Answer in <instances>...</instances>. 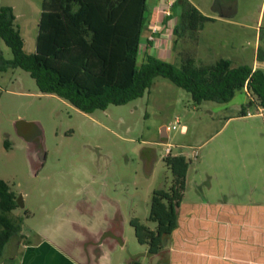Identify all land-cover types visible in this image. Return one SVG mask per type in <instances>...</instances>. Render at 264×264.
<instances>
[{
	"label": "rangeland",
	"instance_id": "1",
	"mask_svg": "<svg viewBox=\"0 0 264 264\" xmlns=\"http://www.w3.org/2000/svg\"><path fill=\"white\" fill-rule=\"evenodd\" d=\"M188 1L212 12L213 0ZM41 2L0 0V6H13L18 25L22 17L37 20ZM147 2L150 5L151 0ZM259 2L239 0V15L248 8L253 11ZM237 28L221 22L206 25L199 49L208 48L211 53L204 65L234 52L225 45V39L238 44ZM37 29V25H31L24 31L26 51L30 46L35 49ZM243 34L252 41L254 30L247 29ZM230 35L234 38L229 39ZM244 45L247 54L243 60L250 65L252 44ZM199 49L196 32L175 37L172 62L179 65L191 56L199 65ZM0 53L6 59L12 57L1 40ZM247 98L245 92L237 91L228 102L203 101L196 105L189 92L156 76L141 97L86 113L55 94L40 92L34 78L22 68L0 71V178L23 197V207L10 213L24 216L23 231L56 228L72 243L83 233H113L111 240L124 244L116 250L113 264L127 255L142 264H153L147 244L137 241L130 220L136 217L152 229L156 226L148 219L152 192L167 189L172 180L164 161L166 144L171 145V153L187 155L191 151L204 154L211 147L225 144L241 126V122L225 121L238 113L233 105H241ZM172 125L176 128L170 129ZM162 126H169L166 137L161 136ZM30 239H34V233Z\"/></svg>",
	"mask_w": 264,
	"mask_h": 264
},
{
	"label": "trees",
	"instance_id": "2",
	"mask_svg": "<svg viewBox=\"0 0 264 264\" xmlns=\"http://www.w3.org/2000/svg\"><path fill=\"white\" fill-rule=\"evenodd\" d=\"M148 11L147 0H42L35 50L28 53L12 7L0 6V40L12 53L9 59L0 53V71L22 68L34 78L40 92L55 94L86 113L141 97L156 76L189 92L196 105L203 101L228 102L246 88L252 99L264 107L262 68L232 66L227 58L197 65L193 57L187 56L176 65L147 54L140 61ZM171 17H176V37L194 34L211 20L188 0L173 1L167 18ZM258 59L264 60L260 55ZM164 161L172 180L167 189L152 192L148 219L156 223L155 228L136 217L130 220L137 241L147 244L149 254L162 249L164 237L175 227L176 207L183 196L190 160L183 154L169 153ZM21 207L22 195L0 178V261L7 244L24 237V216L10 213Z\"/></svg>",
	"mask_w": 264,
	"mask_h": 264
},
{
	"label": "crops",
	"instance_id": "3",
	"mask_svg": "<svg viewBox=\"0 0 264 264\" xmlns=\"http://www.w3.org/2000/svg\"><path fill=\"white\" fill-rule=\"evenodd\" d=\"M166 1L175 0H151L148 5V22L141 36L140 61L147 54L170 62L174 59L172 47L176 36L173 26L176 17L167 18L163 14ZM192 5L211 19L196 32L197 49L207 24L221 22L222 25L235 26L239 30L235 36L239 43L225 39V45L234 49L231 54H226V58L232 66L249 65L243 60L247 54L244 43H251L253 57L249 66L264 69V60L258 59V55L264 59V0L255 4L253 11L248 8L240 15L239 0H213L211 13L201 10L197 4ZM38 21L39 18L22 17L19 22L24 46V31H29L31 25L36 26ZM153 24L157 25L155 40L146 41ZM247 29L254 30L252 41L243 34ZM233 36L230 35L229 39ZM34 50L30 46L29 51H25L31 53ZM199 50L202 53L196 62L204 65L203 61L211 49ZM240 91L245 92L248 98L241 105H233L232 109L238 113L225 121V124L241 122V126L234 129L232 140L227 139L225 144L211 147L204 154L178 152L190 160L185 188L176 207L175 227L164 237L162 249L151 254L153 264H264V107L259 113L246 88ZM247 107L253 114H245ZM163 127L161 135L166 137ZM182 131H186L185 126ZM178 153L170 151V154ZM66 222L73 225L72 220ZM31 231L22 229L23 241L14 238L7 244L0 264H113L116 250L124 247V244L111 240L114 236L103 237L106 232L102 230L91 233L96 239L93 244L79 240L72 243L56 228L45 229L47 232ZM32 233L34 239L31 240ZM136 262L139 261L135 257L127 255L119 264Z\"/></svg>",
	"mask_w": 264,
	"mask_h": 264
},
{
	"label": "built area",
	"instance_id": "4",
	"mask_svg": "<svg viewBox=\"0 0 264 264\" xmlns=\"http://www.w3.org/2000/svg\"><path fill=\"white\" fill-rule=\"evenodd\" d=\"M173 2H168L166 1L165 3V6L162 8V12L165 16H169L171 14V5H172ZM157 32V25L156 24H153L151 27H150V31L146 37V41H154L155 40V33ZM254 69V68H253ZM253 102V100H251ZM256 104V105H255ZM254 105L256 106L257 108V111L259 113H261V110H262V107L259 106L257 103H255ZM245 114L246 115H251L253 114L252 111L250 110L249 107L246 108V111H245ZM176 128L175 125H172L170 127V129H174ZM169 130V126H165L164 127V131L167 132ZM170 144L167 143L166 144V149H165V152H166V155L170 153L171 149H170Z\"/></svg>",
	"mask_w": 264,
	"mask_h": 264
},
{
	"label": "flooded vegetation",
	"instance_id": "5",
	"mask_svg": "<svg viewBox=\"0 0 264 264\" xmlns=\"http://www.w3.org/2000/svg\"><path fill=\"white\" fill-rule=\"evenodd\" d=\"M106 232V234L103 236V237H108V238H110L111 236H115L113 233H110V232H107V231H105ZM77 240H79L80 242H82V241H86V242H90V243H95V241H96V239L95 238H93L91 235H87L86 236V234L84 233L83 234V237L81 236V234L79 235V239H77ZM95 240V241H94ZM85 242V243H86Z\"/></svg>",
	"mask_w": 264,
	"mask_h": 264
},
{
	"label": "water",
	"instance_id": "6",
	"mask_svg": "<svg viewBox=\"0 0 264 264\" xmlns=\"http://www.w3.org/2000/svg\"><path fill=\"white\" fill-rule=\"evenodd\" d=\"M164 128V127H163ZM162 136V135H161ZM163 137V136H162ZM163 241H164V239H163ZM158 253V252H157Z\"/></svg>",
	"mask_w": 264,
	"mask_h": 264
}]
</instances>
